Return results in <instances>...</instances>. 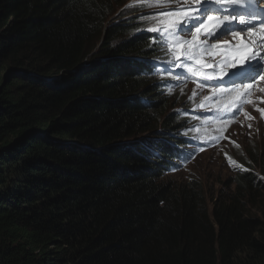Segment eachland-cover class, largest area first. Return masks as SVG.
<instances>
[{"label":"trees","instance_id":"16d2710c","mask_svg":"<svg viewBox=\"0 0 264 264\" xmlns=\"http://www.w3.org/2000/svg\"><path fill=\"white\" fill-rule=\"evenodd\" d=\"M124 3L0 0V264H264V137L209 192L171 175L199 144Z\"/></svg>","mask_w":264,"mask_h":264},{"label":"rangeland","instance_id":"374dc122","mask_svg":"<svg viewBox=\"0 0 264 264\" xmlns=\"http://www.w3.org/2000/svg\"><path fill=\"white\" fill-rule=\"evenodd\" d=\"M123 1L125 3L121 9L114 8L116 11L114 14L117 13L115 17L121 15L129 5L136 7L138 4H142L145 10L143 14L139 15H141V19L147 20L148 18L149 22L146 24L148 30L159 25L160 13L167 12L170 9H178L190 0H172L166 7L155 6L159 3V0ZM134 14L137 15L138 12L128 13L121 17L126 18ZM159 36L164 41V52L168 55L169 60L165 61L164 66L154 70L152 77L165 80V92L169 97L176 96L177 109L184 115L183 133L188 134L191 139L200 144L198 146V158L195 162L185 164L180 170L171 172V175L190 179V176L195 175L194 172L199 174V167H201L200 173L202 178L206 180V191L209 192L213 186H221L224 182L232 179L229 169H235L236 162L245 159L246 150L252 149L253 151L259 140L264 137V112L260 111L264 110V83L261 84L260 88H253L248 96L241 99V102L237 105L239 114H233L235 109L233 113H226L223 116L221 111L215 113L219 108L214 106V102L221 98L219 95L213 94V89L217 87V79L206 80L188 73L186 71L187 66L177 67L178 64H183L185 59V57H181L180 60H176L175 53L170 49V44L177 41H173L171 37L166 36L163 32ZM190 39L191 35L188 33L180 37L181 42ZM210 40L205 45L194 49L193 62L190 65L197 71L208 74L213 73L212 69L205 68L195 61L196 59H203L206 64L212 65L213 58H216L212 53L216 50L210 49ZM196 55H199V57L196 58ZM205 98L209 99L206 100ZM224 100H230V98H224ZM201 104L205 106L201 107ZM216 114L218 117L222 116V119L215 118ZM251 120L257 122L247 123ZM255 141H257L256 144H254ZM191 158H193V155H191ZM262 178L264 180V177Z\"/></svg>","mask_w":264,"mask_h":264},{"label":"snow or ice","instance_id":"6c2138e0","mask_svg":"<svg viewBox=\"0 0 264 264\" xmlns=\"http://www.w3.org/2000/svg\"><path fill=\"white\" fill-rule=\"evenodd\" d=\"M172 0H159L155 6L166 7ZM261 0H190V4L181 5L178 9H170L167 12L160 13L159 25L155 28H149V31H156L159 34L163 32L171 37L174 44H170V49L175 53V59L180 60L185 57L183 64L177 67H186V71L194 76L202 77L206 80H223L225 76L229 77L230 83L236 84L239 80L241 84L245 81H254L257 78L264 80L261 70H264V52L260 51L264 47V9L259 7ZM194 5V6H193ZM243 11L237 12L236 9ZM238 22L243 27L233 28V23ZM259 28V32L254 29ZM247 32V36L242 33ZM191 35L190 40L180 41L183 34ZM231 33L233 38L239 41L234 48H228L230 42L225 41L223 45L215 44L213 48L220 51L213 52L214 56H223L225 59L218 65L219 73L215 71L212 74L199 72L190 66L193 62L194 49L205 45L210 39L219 40L221 36ZM254 44V46H250ZM197 64L205 68H213L203 59H196ZM247 62V63H245ZM243 65V66H238ZM228 69H234L229 72ZM251 87V84L248 85ZM235 92L236 96L230 100H225L223 107L218 109L222 116L226 113L239 114L237 107L240 97L243 94L236 87H216L213 89L214 95L231 96ZM206 100L209 98H205ZM201 104V107H204ZM259 110V109H258ZM264 112V110H260ZM247 115V114H245Z\"/></svg>","mask_w":264,"mask_h":264},{"label":"clouds","instance_id":"9594fccd","mask_svg":"<svg viewBox=\"0 0 264 264\" xmlns=\"http://www.w3.org/2000/svg\"><path fill=\"white\" fill-rule=\"evenodd\" d=\"M166 56H168V55H166ZM154 60V65H155V67H154V69H153V74H154V70H156V69H159V68H161L162 66H164L165 64H166V62L165 61H167V60H169L167 57H165V58H155V59H153ZM224 60V58H223V56H216V58H213V62H212V65L214 64V63H217L218 65L221 63V61H223ZM219 69V68H218ZM228 71L229 72H231V69H228ZM233 71H234V69H233ZM263 72V70H261V72L260 73H262ZM152 74V75H153ZM261 83L263 84L264 83V80H255L254 82H252V81H245V83L244 84H241L240 83V81L239 80H237L236 81V84L235 85H233L232 83H230V80H229V77H226V80L225 81H223V82H221V83H219L218 84V86L219 87H227V88H232V87H236L239 91H242V95H241V97H240V101H241V99L242 98H244L245 96H248L249 95V93H250V91L253 89V88H260L262 85H261ZM249 84H251V87H248V85ZM166 93V92H165ZM166 95H167V93H166ZM236 96V93L235 92H233L232 94H231V96H228L227 98H230V99H232V98H234ZM240 103V102H239ZM252 122H257V121H254V120H251V121H249V122H247V123H252ZM232 129V128H231ZM183 130V129H182ZM183 132V131H182ZM186 135H188V134H186ZM189 136V135H188ZM190 138V137H189ZM191 139V138H190ZM191 140H193V141H195L194 139H191ZM196 142V141H195ZM197 143V142H196ZM197 144H199V143H197ZM200 145V144H199ZM171 173V172H170Z\"/></svg>","mask_w":264,"mask_h":264},{"label":"bare ground","instance_id":"6f19581e","mask_svg":"<svg viewBox=\"0 0 264 264\" xmlns=\"http://www.w3.org/2000/svg\"><path fill=\"white\" fill-rule=\"evenodd\" d=\"M202 2H203V1H202ZM202 2H201V3H202ZM260 5H261V6H264V3H261ZM237 9H238L239 11H243L242 9H239V8H237ZM232 26H233V28H240V27H243L242 25H239L238 22L233 23ZM254 31L259 32V28L254 29ZM242 35L247 36L248 34H247V32H244V33H242ZM225 41L230 42L229 45H228L227 47H228V48H232V49H234V48L239 44V41L235 40V39L233 38L232 34L229 33V34H227V35L221 36L219 40L211 39V40L209 41V47H210V49H213V50H216V51H220L219 49H215V48H213L212 45H215V44L223 45ZM250 46H254V44H252V45H250ZM259 50L262 51V52H264V47H261ZM198 57H199V55H196V58H198ZM223 58L225 59V57H223ZM261 62L264 63L263 61H261ZM245 63H247V62H245ZM213 65H214V67L211 68L212 71H213V72L215 71L216 73H219V69H218V66H217L218 64H217V63H214ZM238 66H243V65H238ZM196 68H197V67H196ZM197 69H198V68H197ZM231 71H233V69H231ZM180 74H181V73H180ZM179 76H180V75H179ZM186 76H187V75H186ZM182 77H184V76H182ZM182 77H181V78H182ZM226 77H227V76H225V77L223 78L222 81L219 80V79H217V84H216V86L219 87L218 84L221 83V82H223V81H225V80H226ZM155 78H156V77H155ZM155 78H154V79H155ZM155 80H156V79H155ZM182 80H183V79H182ZM156 81H157V80H156ZM261 84H262V83H261ZM219 97H221V98H219L216 102H214V106H217V107L220 109V108L223 107V103H224V101H225L224 98H227V97L222 96V95H219ZM218 112H219V110H217V112H215V113H218ZM215 118H217V119L221 118V119H222V116H221V117H218L217 114H216ZM224 121H225V120H224ZM217 126H218V125H217Z\"/></svg>","mask_w":264,"mask_h":264}]
</instances>
